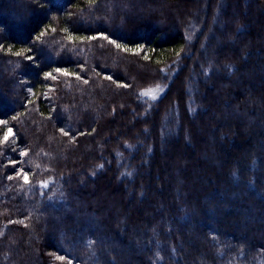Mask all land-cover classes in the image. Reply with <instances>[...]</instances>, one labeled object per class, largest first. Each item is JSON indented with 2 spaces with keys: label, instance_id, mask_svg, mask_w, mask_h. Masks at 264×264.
<instances>
[{
  "label": "trees",
  "instance_id": "trees-1",
  "mask_svg": "<svg viewBox=\"0 0 264 264\" xmlns=\"http://www.w3.org/2000/svg\"><path fill=\"white\" fill-rule=\"evenodd\" d=\"M0 264H264V0H0Z\"/></svg>",
  "mask_w": 264,
  "mask_h": 264
},
{
  "label": "snow or ice",
  "instance_id": "snow-or-ice-1",
  "mask_svg": "<svg viewBox=\"0 0 264 264\" xmlns=\"http://www.w3.org/2000/svg\"><path fill=\"white\" fill-rule=\"evenodd\" d=\"M142 95H150V93L145 92V93H142ZM153 98H154V97H153ZM25 181L27 182V177H25Z\"/></svg>",
  "mask_w": 264,
  "mask_h": 264
},
{
  "label": "rangeland",
  "instance_id": "rangeland-1",
  "mask_svg": "<svg viewBox=\"0 0 264 264\" xmlns=\"http://www.w3.org/2000/svg\"><path fill=\"white\" fill-rule=\"evenodd\" d=\"M254 73H251V75L250 76H252ZM149 96H151V94L149 95Z\"/></svg>",
  "mask_w": 264,
  "mask_h": 264
}]
</instances>
